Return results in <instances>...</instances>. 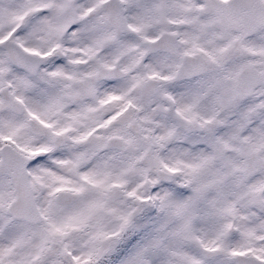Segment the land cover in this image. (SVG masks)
Instances as JSON below:
<instances>
[{"label": "snow or ice", "instance_id": "1", "mask_svg": "<svg viewBox=\"0 0 264 264\" xmlns=\"http://www.w3.org/2000/svg\"><path fill=\"white\" fill-rule=\"evenodd\" d=\"M0 264H264V0H0Z\"/></svg>", "mask_w": 264, "mask_h": 264}]
</instances>
